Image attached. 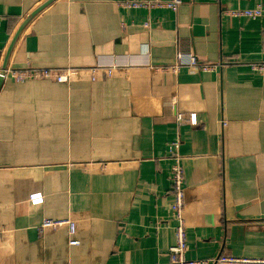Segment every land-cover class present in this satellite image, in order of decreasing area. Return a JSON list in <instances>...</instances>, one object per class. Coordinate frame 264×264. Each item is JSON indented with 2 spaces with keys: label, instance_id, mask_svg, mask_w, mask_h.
I'll list each match as a JSON object with an SVG mask.
<instances>
[{
  "label": "crops",
  "instance_id": "obj_1",
  "mask_svg": "<svg viewBox=\"0 0 264 264\" xmlns=\"http://www.w3.org/2000/svg\"><path fill=\"white\" fill-rule=\"evenodd\" d=\"M45 1L0 0V70L14 33ZM130 1H50L23 27L5 70L161 66L179 51L220 65L136 80L4 76L0 263H167L172 151L184 162L186 258L264 259V74L249 67L264 61V16L227 13L264 0H182L175 12ZM33 193L42 202L31 203ZM73 213L90 220L72 236L37 228Z\"/></svg>",
  "mask_w": 264,
  "mask_h": 264
},
{
  "label": "built area",
  "instance_id": "obj_2",
  "mask_svg": "<svg viewBox=\"0 0 264 264\" xmlns=\"http://www.w3.org/2000/svg\"><path fill=\"white\" fill-rule=\"evenodd\" d=\"M182 0H138L130 1L126 4L127 7L133 8H165L175 12ZM227 13L231 16L257 18L264 16V5H258L253 8L231 9ZM2 16L0 15V23ZM220 63H207L198 60L195 54L191 52L179 51L176 53L175 61L168 65L153 66H95L86 69L76 68H40L33 66H26L17 70H5V77L16 82H23L29 79H45L49 78L57 83H68L73 78L87 79L89 81H96L100 78L111 76H122L129 80H136L146 76L161 75L163 73L178 74L184 67H192L200 71L214 70ZM251 71L259 74H264V61L250 63ZM86 77V78H85ZM179 123L186 122L189 124H196L197 118L194 114L183 115L179 114L177 117ZM172 166L170 170V184L172 190V204L171 212L176 221L175 243L170 247L171 260L163 264H200L202 261L191 260L186 258V224L184 219L185 207V186H184V162L183 158L178 152L172 151ZM111 164H97V171L109 170ZM112 166V165H111ZM116 168L120 166L115 165ZM43 197L41 193H33L29 196V201L33 204L42 202ZM90 217L86 213H73L63 219L43 218L40 225L37 227L40 231H48L54 229L65 228L70 236L74 235L79 229L86 227L89 223ZM5 229L0 228V235L5 234ZM9 232L6 233V235ZM78 240L71 238L70 245H77ZM220 261H231L238 264H264V259L261 258H228L219 259ZM5 264V263H0Z\"/></svg>",
  "mask_w": 264,
  "mask_h": 264
},
{
  "label": "water",
  "instance_id": "obj_3",
  "mask_svg": "<svg viewBox=\"0 0 264 264\" xmlns=\"http://www.w3.org/2000/svg\"><path fill=\"white\" fill-rule=\"evenodd\" d=\"M50 1L52 0H46L44 3H42L41 5H39L38 7H36L27 17L26 19L20 24V26L18 27V29L16 30V32L14 33L10 44L7 48L2 66H1V70H0V86L3 82V77H4V73H5V69H6V64H7V60L10 54V51L16 41V39L18 38L19 34L21 33L23 27L25 26V24L30 20L31 17H33L40 9H42L46 4H48Z\"/></svg>",
  "mask_w": 264,
  "mask_h": 264
}]
</instances>
